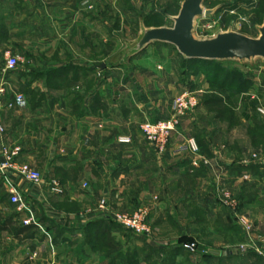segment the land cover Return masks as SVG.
Returning <instances> with one entry per match:
<instances>
[{"label": "crops", "instance_id": "1", "mask_svg": "<svg viewBox=\"0 0 264 264\" xmlns=\"http://www.w3.org/2000/svg\"><path fill=\"white\" fill-rule=\"evenodd\" d=\"M68 2L0 0V29L7 30V39L0 41V60L11 51V45L15 56L27 60L29 66L6 71L5 64H0V83L7 86L6 95L0 97V149L20 146L19 161L41 177L45 173L44 182L58 178L59 170L65 172L62 183L57 180L63 190L60 196L46 186L36 187L12 176V184L35 220L45 217L48 221L39 224L41 229L36 227V232L44 231L40 239L18 242L2 233L0 242L10 245L2 250L0 264H107L99 260L94 249L86 250L90 255L85 258L78 255L85 224L102 217L100 201L126 210L131 202L152 204L150 198L158 197L164 206L174 207L176 221L193 207L210 209V195L198 192L205 185L201 175L212 170L228 175L229 161L213 145L210 133L203 134L210 157L179 151L201 132L193 115L181 120L162 154L140 135L144 121L170 117L174 98L187 88H195V77L173 66L161 73L139 74L147 82L142 85L137 74L123 67L98 68L101 65L94 62L93 44L98 24L93 18L85 19L81 10ZM172 60L174 64L180 58ZM148 78H154L152 84ZM16 93L25 97V107L15 106ZM121 138L130 139V143L120 144ZM214 160L218 165L213 169ZM205 162L209 166L204 167ZM9 199V190L0 180V215L17 223L25 220L26 215L18 214ZM59 205H76L78 211ZM187 264L256 263L246 255H232Z\"/></svg>", "mask_w": 264, "mask_h": 264}, {"label": "rangeland", "instance_id": "2", "mask_svg": "<svg viewBox=\"0 0 264 264\" xmlns=\"http://www.w3.org/2000/svg\"><path fill=\"white\" fill-rule=\"evenodd\" d=\"M183 1L69 0L68 3H73L79 12L81 10L80 13L85 19L93 18L98 24L93 36L95 64L128 69L137 74V80L143 85L147 82L142 80L139 74L161 73L165 72V68L170 70L173 66L182 70L180 66L183 58L170 46L151 44L140 53H135V49L144 30L172 28L173 18L177 17ZM202 8L212 12V15L195 20L193 35L198 40L210 39L227 32L256 39L264 24V0H206ZM254 19L255 23L252 22ZM9 49L11 51L6 53L16 57L11 45ZM19 57L21 56L17 54L18 63L15 69H28L27 60L23 61ZM173 57L180 60H175L172 64ZM0 64H5L4 57ZM219 68L215 85L211 84L213 82L210 81V72L199 71L194 76L195 88L189 90L196 93L198 104L186 116L193 115L199 120L200 138L204 139V132L212 135L214 140L211 142L219 147L222 158L229 161L228 175H221L216 170H212L207 176L201 175L200 180L205 181V185L198 192L210 195V209L204 211L193 207L190 211L186 210L188 214L185 218L176 221L173 218L174 214H177L173 210L174 207L164 206L158 197L150 198L152 204L131 202L126 210L121 207L115 209L107 202L112 212L130 215L143 209L148 214L150 233L146 236L132 235L113 221L118 228L113 237L120 247L117 254L122 260L127 256L136 260L133 264H163V258L170 257V261L187 264L192 260L202 261L203 256L213 253L219 258L226 254L241 256L251 253L247 250L253 246L264 247V171H259L258 175H250L249 171H242L238 175L233 172L235 167L264 166V116L259 113L264 109V61L256 59L241 63L221 62ZM226 76L229 77V82L233 78L236 80L222 92L218 85ZM153 80L154 78H148V83L152 84ZM242 86L244 91L238 93ZM217 98L225 102V112L221 119L214 113H208L202 105L207 99ZM168 146L169 143L165 150ZM216 165L218 160L212 162V168ZM203 166L209 164L205 162ZM45 176L44 173L43 177ZM223 176H226L225 179ZM23 200L26 203V200ZM155 211L157 213L152 214ZM98 212L100 216L106 215ZM13 213L14 210H11L10 214ZM193 222L198 224L193 225ZM18 224L24 226L23 220ZM42 233L32 232L33 237L38 239ZM89 234H92V231ZM9 237L12 240V237ZM8 244L10 245V242H0V255L2 250L9 248ZM180 244L183 250H178L173 255L168 251L166 254L159 251L171 250ZM187 245L194 246L195 252L185 250L184 246ZM86 254L90 255L88 251ZM98 255L102 263H109V260L103 259L108 255L107 251H99ZM259 259L261 264H264V260Z\"/></svg>", "mask_w": 264, "mask_h": 264}, {"label": "built area", "instance_id": "3", "mask_svg": "<svg viewBox=\"0 0 264 264\" xmlns=\"http://www.w3.org/2000/svg\"><path fill=\"white\" fill-rule=\"evenodd\" d=\"M18 63V58L11 56L10 53L5 54V70L13 71ZM7 86L5 83H0V97L5 96ZM198 98L194 91L185 89L181 91L172 102L171 115L167 119L151 122L144 121L140 126V133L145 141L150 144L154 150L162 154L165 151L170 137L176 132L180 122L186 115L197 106ZM14 104L16 107L23 108L26 106V99L22 94L16 93L14 97ZM264 116V109L259 111ZM0 132L3 129L0 127ZM120 144H129L130 139L121 138L118 140ZM189 151L194 155H198V147L194 139L186 141L184 146L179 147V151ZM22 154L21 147L14 145L12 147H2L0 149V180L8 188L10 195V204L13 205L18 214H25L26 218L23 220L24 226L33 225L38 228L35 216L30 207L24 202L19 192L15 189L11 182L13 175L25 180L36 187L46 186L54 195L60 196L63 193L62 187L56 179H51L44 182L40 173L30 167L28 164L21 163L20 157ZM194 166H196L194 164ZM98 211L111 215L113 221L121 226L123 229L136 236H146L150 233V228L147 224V212L143 209L135 211L133 214H124L112 212L107 202L102 200L99 202ZM185 250L195 252L194 246H184ZM255 254L258 258L264 260V247L258 248L253 246L247 250Z\"/></svg>", "mask_w": 264, "mask_h": 264}, {"label": "trees", "instance_id": "4", "mask_svg": "<svg viewBox=\"0 0 264 264\" xmlns=\"http://www.w3.org/2000/svg\"><path fill=\"white\" fill-rule=\"evenodd\" d=\"M252 22L255 23L256 22L255 19L252 20ZM4 39H7V30L5 28H2L0 29V41ZM220 63L221 62L186 60L183 58L181 68H182L183 74L186 76H196L199 71L208 72V73L210 72L212 73V78L210 81L213 82V83L211 82L210 83L215 85L217 78H218V71L220 70L219 68ZM198 65H201V66H198ZM209 66H211L212 68L209 69L208 68ZM98 68H100V66ZM235 80L236 79L233 78L229 82V77L226 76L223 82L220 85H218L219 90H221L222 92L226 91L230 84L235 83ZM243 89H244V86H242L241 89L238 90V93L244 91ZM202 105L208 113L216 114L219 119L223 118V114L225 112V102L223 99L221 98L209 99V100L207 99L203 102ZM195 140H196L197 147H198V155L210 157L207 144L205 143V139L200 138L198 136L196 137ZM261 170L264 171V166L252 165V166H249L248 168H241V167L233 168V172H235L236 174H240L242 171H249L248 173H250V175H255V174L258 175L259 171L261 172ZM56 176L58 177L56 178V180L62 183L60 179L62 177L65 178V172L59 170L57 171ZM64 207H66V210L68 211H73V212L78 211V207L76 205H70V206L59 205L58 208H64ZM46 221L48 220L45 217H42V218L39 217L36 223L42 224V223H46ZM115 226L116 225L113 223L112 217L109 215H104L99 219L93 220L85 224L84 240H83V244L81 245L80 251L78 252V255L82 258H85L87 256V254L85 255L86 249L88 251H91V250L93 251L94 249L97 252L104 250L108 252V255H106V257H103L104 260L106 259L109 260V263L107 264H133V262H136V260H132V258H128L127 256L123 260L121 259L120 256H118L117 253L120 252L119 250L120 247L119 245L116 244V240L113 237V235L117 234L116 231H118L117 230L118 228H116ZM36 229H37L36 226H33V225L22 226V225H19L17 222H14L13 218H3L0 215V236L2 233H6L9 236H11L13 239H15L16 241L21 242L24 240L33 239L34 237H33L32 232L38 233L36 232ZM123 230L128 232L125 229ZM91 231H92V234H89V232ZM178 250H183L182 244L178 245L175 248H172L171 250L170 249L169 250L159 249V251H163V253L165 254L168 251L170 255H173ZM213 254L203 256L202 261L210 262L216 259H222V258L228 259L232 257L231 254H226L222 258L221 257L219 258V256H216ZM246 256L253 258L256 264L259 263L258 260L260 259L255 254L249 253ZM169 258L167 259L163 258V264H168V263L174 264V262L170 261Z\"/></svg>", "mask_w": 264, "mask_h": 264}, {"label": "water", "instance_id": "5", "mask_svg": "<svg viewBox=\"0 0 264 264\" xmlns=\"http://www.w3.org/2000/svg\"><path fill=\"white\" fill-rule=\"evenodd\" d=\"M205 1L184 0L177 17L173 18V27L144 30L135 53L142 52L151 44H161L174 48L186 60L240 63L256 59L264 61V24L256 39L234 32L221 33L205 40L194 37L195 20L212 15V12L203 10ZM104 68L100 66V69Z\"/></svg>", "mask_w": 264, "mask_h": 264}]
</instances>
